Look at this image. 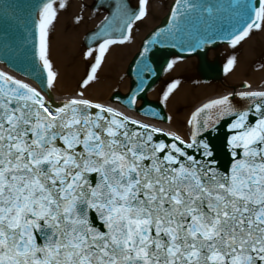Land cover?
<instances>
[{"label": "snow or ice", "instance_id": "snow-or-ice-1", "mask_svg": "<svg viewBox=\"0 0 264 264\" xmlns=\"http://www.w3.org/2000/svg\"><path fill=\"white\" fill-rule=\"evenodd\" d=\"M148 3L139 0L133 10L121 0L104 17L93 33L98 46L85 53L98 54L82 90L58 101L51 98L58 72L50 31L68 0L31 5L34 48L25 59L40 87L0 70V264H264V90L245 82L249 90L207 99L190 113L186 134L84 91L98 79L109 46L133 38ZM177 5L172 26L154 33L141 56L148 43L183 42L180 25L190 13H200L198 34L215 31L219 9L192 0ZM227 7L233 47L264 31V0ZM235 63L229 58L225 71ZM223 126L225 147L214 152L206 134Z\"/></svg>", "mask_w": 264, "mask_h": 264}, {"label": "bare ground", "instance_id": "bare-ground-1", "mask_svg": "<svg viewBox=\"0 0 264 264\" xmlns=\"http://www.w3.org/2000/svg\"><path fill=\"white\" fill-rule=\"evenodd\" d=\"M89 1L68 0L67 8L59 11L58 18L54 21L51 28L50 59L53 62L54 70L58 72V87L52 89L53 100L58 101L67 95L82 90L80 89V83L86 77L91 64L94 63L95 56L98 54L94 51L92 56H86L87 50L81 49L80 37L86 28H90L82 38L83 47L88 49L89 47L86 46L84 37L96 29L108 14V10L102 7L106 11L102 15H105L92 28L98 18L94 13H90L86 9ZM152 1L149 0L148 4L152 13H155L156 7L153 6ZM129 2L133 7L139 6V4H134L132 0H129ZM173 2L174 0H172L171 4ZM91 9H93L92 6ZM77 15L83 17L80 22L75 20ZM151 32L143 38L135 55L139 53L144 40ZM99 42L95 43L92 48L98 46ZM131 44L132 41H126L110 45L101 67L98 69V79L84 91L90 97L110 103L136 119L155 124L165 130H177L182 134H186L188 131L186 121L195 107L209 98L226 94L227 92L236 93L249 90L245 88V82L250 84L253 90H264V31L253 30L250 36L239 45L235 47L232 45L212 47L206 51L207 54L202 58L198 54L184 56L183 58L174 54L159 56L158 60L163 62L166 68L163 67L161 75L153 83L152 87L146 90L145 96L137 99L136 110H131L118 100L113 99V95L116 93L126 96L132 86V76L129 74V70L134 58L128 61V74H124L127 65V62L125 65V54L131 50ZM232 56L236 57V63L232 69L226 72L225 65ZM173 61V66L168 68V64ZM0 69L37 87L32 80L26 79L20 74L17 75V73L7 69L1 63ZM177 80L180 82L178 86L173 89L167 99H164V92L167 91L168 86ZM146 99L163 101L166 106L165 120H156L155 118L139 114L138 110ZM169 117H171V120L168 119Z\"/></svg>", "mask_w": 264, "mask_h": 264}, {"label": "water", "instance_id": "water-1", "mask_svg": "<svg viewBox=\"0 0 264 264\" xmlns=\"http://www.w3.org/2000/svg\"><path fill=\"white\" fill-rule=\"evenodd\" d=\"M123 2L133 10L138 9V7L131 6L129 0H123ZM192 2L219 9L218 12L214 13V19L217 21L213 24L215 31L209 30L204 32L202 30L198 34L196 28L200 27L198 20L200 13H190L188 17L189 23L182 22L180 25L185 33L183 42L163 39L158 43H148L149 51L144 56H141L140 53L143 51L145 43L156 39L153 35L154 33L159 32L161 29L167 32L172 26V10L178 7L177 0H174L168 16L162 20L161 26L154 29L146 37L141 50L135 55L130 65L129 74L133 79L131 90L126 96L118 93L114 94V100H119L126 107L135 110L136 100L139 97H144L146 90L152 87L153 83L161 75L160 73L165 64L159 61L158 57L163 56V54L174 52L180 56H186L197 53L202 58L206 54L207 48L221 43H230V38L225 33L232 31L229 27V9L227 7L232 0H192ZM37 3H39V0H0V62L25 78L35 81L40 87V80L35 79L29 74V64L25 59V53L34 48L33 38L29 35V25L31 23L29 14L31 12V5ZM119 3H121V0H96L92 7L93 9L106 8L108 10L106 16L110 17ZM204 19H209L207 13L204 14ZM101 27L102 24L100 23L96 29L84 37L87 47H92L95 43L99 42L93 33L99 32ZM31 31L34 33L35 29H31ZM209 36L211 37L210 42L207 40ZM133 95H135L136 100L134 104L130 105L129 101ZM240 102V97L234 98V103ZM138 111L146 117L149 116L161 120L166 119L162 107L158 103H153L147 99L144 100L143 105ZM226 132V126H223L219 131H209L206 134V138L214 152H220L224 149ZM161 138H164L162 134Z\"/></svg>", "mask_w": 264, "mask_h": 264}, {"label": "rangeland", "instance_id": "rangeland-1", "mask_svg": "<svg viewBox=\"0 0 264 264\" xmlns=\"http://www.w3.org/2000/svg\"><path fill=\"white\" fill-rule=\"evenodd\" d=\"M93 2H94V0H90L87 3V5H86V9L90 13H94V15H96V17L98 18V21H96V23L93 25L92 28H94L99 23V21H101L103 19L104 15H105V14L102 15V13L105 11L104 8L99 9V10L91 9V6H92ZM132 2L134 4H137V5L139 4V0H132ZM171 2H172V0H153L152 3H153V6L156 7V12L152 13L151 7L148 4V14H147V16L142 18L141 20L137 21L134 24V27H133V30H132V37L133 38L130 40V41H132V44L130 45L131 50L129 52H127V54H125V56H126L125 65H126V62H127V65H126L124 74H128V68H129L128 61H130L132 58H134V55L137 52V49L139 48V45L143 41V38H145V36H147L146 34L151 32L152 29H155L156 27H158L159 24H161V20L164 17H166V14L168 13V10L170 9ZM89 30H90V28H86L84 30V32L82 33L81 37H80V39H81V49H84V51L88 50V49L83 47V44H82L83 39L82 38H83L84 34L86 32H88ZM51 36H52V31H50V41H51V38H52ZM221 45L231 46V44L221 43V44H218V45L212 46V47H217V46H221ZM96 47L97 46H95V48ZM208 49H210V48H208ZM169 54H172V55L174 54V55H176L177 57H180V58L184 57V56L181 57V56H179L178 54H176L174 52L173 53H169ZM164 68H166V66H164ZM57 87H58V81H56V84H55V88H57ZM150 101H152L153 103H158L160 106H162V108L164 109V112H166V106H165V104L163 103L162 100L152 99Z\"/></svg>", "mask_w": 264, "mask_h": 264}]
</instances>
